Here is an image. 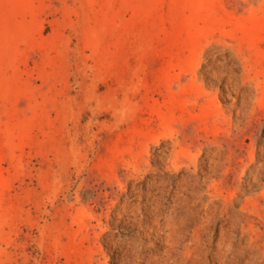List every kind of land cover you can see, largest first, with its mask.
<instances>
[{"label": "rangeland", "instance_id": "obj_1", "mask_svg": "<svg viewBox=\"0 0 264 264\" xmlns=\"http://www.w3.org/2000/svg\"><path fill=\"white\" fill-rule=\"evenodd\" d=\"M0 264H264V0H0Z\"/></svg>", "mask_w": 264, "mask_h": 264}]
</instances>
